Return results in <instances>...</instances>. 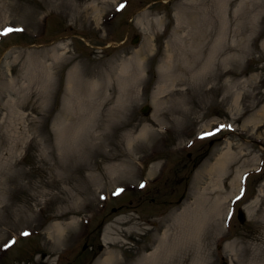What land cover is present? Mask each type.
<instances>
[{"label":"rangeland","instance_id":"rangeland-1","mask_svg":"<svg viewBox=\"0 0 264 264\" xmlns=\"http://www.w3.org/2000/svg\"><path fill=\"white\" fill-rule=\"evenodd\" d=\"M7 28L23 31L0 35V264H139L183 213L206 263L255 264L264 0H0Z\"/></svg>","mask_w":264,"mask_h":264},{"label":"bare ground","instance_id":"bare-ground-1","mask_svg":"<svg viewBox=\"0 0 264 264\" xmlns=\"http://www.w3.org/2000/svg\"><path fill=\"white\" fill-rule=\"evenodd\" d=\"M170 58H171V56H170V54H168L166 56V60H165L166 64L168 65V68L170 67V61H171ZM186 59H188V58L186 57ZM188 68L191 72H193L195 70V66L194 65L190 66V63L188 64ZM135 76H136V79H138L140 74L136 73ZM95 85H96V83H94V82H92L90 84L91 88H94ZM147 139H149V138H147ZM102 145H104L103 142H102ZM224 159L225 158L223 157V155L219 156V160H217V162L215 164L216 169H220L223 166L222 162ZM113 160H115V159L113 158ZM134 161H135V158L133 160V164H134ZM97 163H99V162H97ZM107 163H111V162H107ZM126 163L127 162H116V163L114 162V163H111L110 165H108L107 168L110 171H112V170H123L121 168L124 167L125 165H127ZM133 166H132V169H133L132 173H129V174L133 177H136L135 176V166H134V168H133ZM155 166H156V164H153L151 167L154 168ZM124 169L129 170L130 168L126 167ZM127 174H128V172L124 171L122 173V175H126V176H123V178L116 180L114 183L118 182L117 184H119L120 182L127 180L126 179V177L128 176ZM239 176H238V179H239ZM112 178H113V176H112ZM234 179H235V181L233 180L230 184L231 189H234L236 186V183H235L236 177ZM216 180H217V178L215 179V181ZM214 183L215 182H213V184ZM219 199H217V198L214 199L210 204V209L213 210L214 214H217L218 218L221 216H224V213H225V211L222 208L223 205H222L221 199L220 200ZM182 215L181 216L180 215L174 216V222L175 223H172L173 227L170 226V228H168V230L164 231L163 235L159 238V241H158L159 245L156 246L154 248V250L151 253H149L148 256H146L143 259V262H140L139 264H173V262H177L178 264L179 263L185 264L186 258L189 255L187 254V250H186V248H184L185 247L184 245H186L188 242H193V243L195 242L194 244L196 246L195 252L192 255L193 259L191 258V260L189 259V261H188L189 264H208V263H206V261L209 257V253L206 252L207 250L201 251V253H200V251H199L200 245H198V243L200 242L198 240V234H199L198 231L200 229V226L202 225V220L200 218H198V220L190 222L189 220H186V214H185V216H184L185 222H184V224H181L182 221L180 218L183 219ZM179 219L181 222H179ZM59 228H60V225L59 226L56 225V229H59ZM114 232L115 231H114L113 227L112 228L107 227L103 233L102 242L114 243L115 239L118 235ZM114 236H116V237H114ZM168 257H172V258H168ZM162 259H163V261H161ZM110 260H111L110 258H105L102 261H100V264H109L108 262ZM250 262L255 263V264H264V248L260 247L259 249L258 248L254 249L253 253H252V257L250 259Z\"/></svg>","mask_w":264,"mask_h":264},{"label":"snow or ice","instance_id":"snow-or-ice-1","mask_svg":"<svg viewBox=\"0 0 264 264\" xmlns=\"http://www.w3.org/2000/svg\"><path fill=\"white\" fill-rule=\"evenodd\" d=\"M124 7H125V5L121 4L120 7L117 8V11H121ZM22 31H23L22 28H7L2 33H0V35L7 36V35L12 34L14 32H22ZM213 135H215V132H208V133L204 134V136H207V137H210V136H213ZM201 138H204V137H201ZM141 187H144V185L142 184ZM122 191H123V189H119L115 194L119 195L120 192H122ZM242 194H243V190H242ZM101 199H104V197H101ZM237 199H240V197H237ZM22 234L24 236H28L29 235L28 232H23Z\"/></svg>","mask_w":264,"mask_h":264},{"label":"water","instance_id":"water-1","mask_svg":"<svg viewBox=\"0 0 264 264\" xmlns=\"http://www.w3.org/2000/svg\"><path fill=\"white\" fill-rule=\"evenodd\" d=\"M136 40H137V37L135 36L133 38L132 42H135ZM147 110H148L147 105L142 106V108H141V112L142 113H145ZM236 218H237L238 221H242L243 216H242V213H240V211H237Z\"/></svg>","mask_w":264,"mask_h":264},{"label":"flooded vegetation","instance_id":"flooded-vegetation-1","mask_svg":"<svg viewBox=\"0 0 264 264\" xmlns=\"http://www.w3.org/2000/svg\"><path fill=\"white\" fill-rule=\"evenodd\" d=\"M96 248H98L99 249V244L96 246ZM91 244H88L87 245V243L85 242V243H83L82 244V246H81V250H82V252H87V250H88V254L89 253H91ZM45 255H43V257H44ZM43 257H42V259H43Z\"/></svg>","mask_w":264,"mask_h":264}]
</instances>
